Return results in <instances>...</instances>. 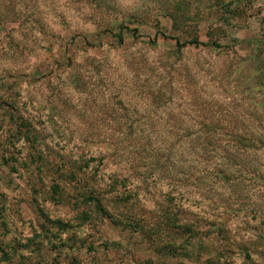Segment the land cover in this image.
Wrapping results in <instances>:
<instances>
[{
  "label": "rangeland",
  "instance_id": "1",
  "mask_svg": "<svg viewBox=\"0 0 264 264\" xmlns=\"http://www.w3.org/2000/svg\"><path fill=\"white\" fill-rule=\"evenodd\" d=\"M171 1H184L188 15L200 16L202 42L213 33L223 45H232L219 52L190 46L198 56L185 54V60L177 61L171 37L184 40L188 31L174 28L167 12L160 10ZM205 1L0 0V264H264V149L256 159L260 177L252 174L250 181L216 183L212 189L184 183L181 205L166 195L175 192L170 181L160 185L149 178L139 194L146 225L140 229L116 223L92 207L89 221L78 220L68 202L76 193L73 185L64 183L69 188L66 198L53 201L48 195L51 176L37 169L42 160L29 161L32 150L53 164L76 160L85 168L89 161L86 169H93L99 161L90 159L105 147L88 137L105 136L98 130L126 120L112 107L151 106L154 114L144 119L149 123L202 119V110L213 100L208 77L226 64L242 67L264 43V0L242 3L231 28L220 25L216 15H201ZM127 15L133 16L128 23L123 21ZM123 24L138 27L140 37L124 31L121 42L114 33ZM252 59L245 66L250 72L264 64L263 56L253 64ZM184 62L195 66L190 74L198 84L188 87L187 77L177 78L174 70ZM207 67L208 77L203 75ZM169 81L178 84L174 93L166 85ZM153 92L161 98L159 108ZM8 111L31 122L38 137L35 149L33 141L14 139L16 128ZM103 168L107 184L120 167L107 163ZM160 201L179 211L184 230L149 229Z\"/></svg>",
  "mask_w": 264,
  "mask_h": 264
},
{
  "label": "trees",
  "instance_id": "2",
  "mask_svg": "<svg viewBox=\"0 0 264 264\" xmlns=\"http://www.w3.org/2000/svg\"><path fill=\"white\" fill-rule=\"evenodd\" d=\"M249 2L250 0L242 2L206 0L201 15L205 17L216 15L214 18L220 25H228L231 28L235 25L232 17L244 8L242 3L247 6ZM184 4L186 5L183 6ZM163 6L160 10L167 12L174 28H184L188 31L184 32L186 33L184 40L182 36L171 37L175 40L176 50L173 54L178 56L177 61L182 57L185 60L187 58L185 54L198 56L199 53H191L193 51L190 46L199 48L200 51L219 52L220 48L224 46L229 48L232 45H223L220 37H214L213 33L209 35L208 42H202L200 28L197 26L201 18L199 14L198 20L197 17L188 15L187 3L184 1H171ZM126 17L123 18L125 22L127 19L128 22L129 19H133V16ZM191 22H195V26H190ZM108 31L113 33L111 30L105 32ZM124 31L130 32L135 38L140 37L138 27L131 28L128 24H123L120 30L114 33L121 42L125 39ZM160 34L164 38L168 37L164 32ZM151 41L154 43L156 39ZM258 51L255 56H247L248 60L253 58L252 64L257 58L264 57V43ZM248 60H244L242 67L226 64L210 77H208L211 71L209 67L212 64L204 69L203 75L208 74L206 77L209 78V84L206 85L212 87L209 96H213V100L209 107H204L203 118L198 121L184 122L181 118L174 121L153 120L149 123L148 119H144L154 114L151 106L146 109L112 107V112L126 120L108 125L107 128L103 127L102 131L98 130L105 132V136L92 134L88 137L91 139L89 142L99 143L105 147L103 154L90 159V161H99L93 169H86L91 163L89 161L85 168L76 160L53 164L49 158L43 156L42 152L30 150L29 161L34 164L35 160H42V164L37 168L39 173L51 176L53 183L50 190L52 192L48 194L50 199L58 203L63 202L66 198L65 192L69 189L64 183H69L73 185L76 193L70 196L68 202L76 208L78 220L89 221L92 216L90 209L94 208L116 223L124 222L126 225L140 229L146 225L144 226L145 216L140 211L139 194L142 186L151 177L160 185L163 180L170 181L168 184L174 186L173 192L175 191L176 194L168 192L166 195L178 205H181L179 201L184 197L181 191V185L184 183H197L212 189L211 187L216 183L235 185L242 180L250 181L252 174L260 177L258 174L260 165L256 159L259 152L264 149V64L254 65V68H249L250 72L245 67L249 63ZM191 65L184 62L183 68L176 66L177 69L174 70L177 78H188L186 80L188 87L199 82V79H195L194 73L193 76L190 74L192 68L195 69V66ZM146 85L151 86L148 80ZM166 85L174 93L178 84L169 81ZM172 93L169 94L170 99L173 97ZM151 97L157 103L155 107L159 108L161 100L159 94L153 92ZM7 113L16 128L14 139L19 140L23 137L33 141L31 147L35 149L38 137L32 133L31 122L19 117L14 111ZM183 113L181 111V114ZM98 126L100 125H96ZM107 163H116L120 168L110 175L111 181L106 184L103 166H107ZM161 197L160 194L157 200ZM162 201L158 202L159 207L152 212L149 229L154 231L164 228L169 232L184 230L186 224L181 222L179 211H173ZM59 224L64 225V223Z\"/></svg>",
  "mask_w": 264,
  "mask_h": 264
}]
</instances>
